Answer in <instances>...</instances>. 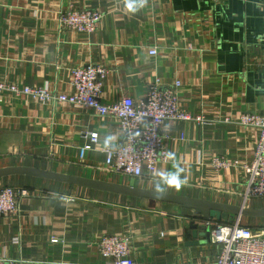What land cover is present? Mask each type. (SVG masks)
<instances>
[{
  "label": "crops",
  "instance_id": "crops-1",
  "mask_svg": "<svg viewBox=\"0 0 264 264\" xmlns=\"http://www.w3.org/2000/svg\"><path fill=\"white\" fill-rule=\"evenodd\" d=\"M130 2L143 6L132 11ZM67 8L100 12L96 31L60 30L58 13ZM87 65L107 70L103 104L125 97L138 103L153 85L165 90L178 84L179 109L208 122L163 124L164 149L175 157L133 179L135 187L243 207V167L254 157L259 132L237 120L264 117V0H0V82L70 96L71 70ZM87 132L98 140L81 157ZM125 143L112 117L1 93L0 170L127 185L132 179L110 172L104 153ZM217 157L235 166L217 171L211 166ZM178 169L179 188L162 183L165 173ZM0 187L26 193L17 214L0 218V259L108 264L98 242L117 236L130 240L136 264H215L218 248L193 241L189 225L200 220L178 205L24 175L3 178ZM245 207L264 209V198ZM241 225L262 230L264 218H241Z\"/></svg>",
  "mask_w": 264,
  "mask_h": 264
},
{
  "label": "built area",
  "instance_id": "built-area-1",
  "mask_svg": "<svg viewBox=\"0 0 264 264\" xmlns=\"http://www.w3.org/2000/svg\"><path fill=\"white\" fill-rule=\"evenodd\" d=\"M57 19L60 30L92 34L96 31L102 14L93 10L67 8L59 11ZM150 54L155 55L156 52L153 50ZM106 74L105 68L95 65L72 69L71 85L75 94L70 96L54 93L46 87L20 88L0 82V102L1 93L9 92L15 96L31 97L42 104H68L75 108L89 109L99 117L116 119L126 136V143L121 147L104 150L105 163L113 174L131 179L152 174L157 165L168 161L164 149L167 136L162 133L163 124L169 121L208 124L202 116L194 117L179 109L178 84L165 90L153 85L149 87L145 99L138 103L125 97L116 103L103 104L100 93ZM237 123L259 132L254 157L250 164L243 167L246 180L241 195L245 207L251 200L264 198V117L242 115ZM84 138L88 143L80 149L81 157L97 143L98 135L87 132ZM211 166L218 171L231 168L235 164L217 157L213 159ZM25 194L23 190L0 187V218L17 214L20 201ZM210 224H208L211 228L210 242L218 248L215 264H264V229L254 231L243 227L240 217L230 225ZM98 249L108 264H136L131 258V245L127 238L104 236L98 242ZM0 264L21 263L0 259Z\"/></svg>",
  "mask_w": 264,
  "mask_h": 264
},
{
  "label": "water",
  "instance_id": "water-1",
  "mask_svg": "<svg viewBox=\"0 0 264 264\" xmlns=\"http://www.w3.org/2000/svg\"><path fill=\"white\" fill-rule=\"evenodd\" d=\"M15 175H24L46 180H53L66 183L71 187L78 186L131 198L152 200L178 205L186 211L193 212L194 217L200 220L201 223L199 222V224L191 222V224L189 225L190 230L192 231V239L193 241H198V245L199 243L210 242L211 229L208 224L214 219L216 221L230 220L234 216L240 218H264V209L259 210L247 207H235L207 202L201 199L195 200L158 193L146 189H140L134 186L133 179L127 185H120L77 178L53 172H43L34 169L7 168L0 170V180Z\"/></svg>",
  "mask_w": 264,
  "mask_h": 264
},
{
  "label": "clouds",
  "instance_id": "clouds-1",
  "mask_svg": "<svg viewBox=\"0 0 264 264\" xmlns=\"http://www.w3.org/2000/svg\"><path fill=\"white\" fill-rule=\"evenodd\" d=\"M142 6H143L142 4H136L134 2H130L127 5V7L132 11H136L139 7H142ZM168 156H169V159H174L175 154L169 153ZM181 171L182 169H178L177 171H174V172L165 173L163 175L162 183L172 185V186L179 188L180 185L183 183V181L180 178ZM156 188L158 191H163L161 183H157Z\"/></svg>",
  "mask_w": 264,
  "mask_h": 264
}]
</instances>
